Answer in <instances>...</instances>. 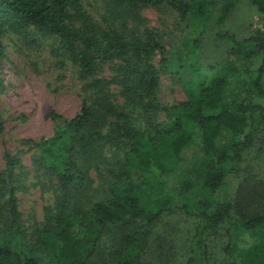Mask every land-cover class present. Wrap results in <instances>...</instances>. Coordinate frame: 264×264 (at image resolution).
I'll return each instance as SVG.
<instances>
[{
    "label": "trees",
    "instance_id": "obj_1",
    "mask_svg": "<svg viewBox=\"0 0 264 264\" xmlns=\"http://www.w3.org/2000/svg\"><path fill=\"white\" fill-rule=\"evenodd\" d=\"M120 9L141 5L168 4L180 17L189 16L192 30L189 68L199 77L196 59L198 36L202 24L210 17L212 7L219 4L217 20L222 22L233 9L231 0H109ZM262 18L261 29L245 38L227 33L218 37L231 44L230 59L211 66L207 83H199L177 106L172 133L150 129V124L134 127L115 120L111 134L94 130V108L82 103L78 112L64 122L61 130L34 145L41 148L61 191L56 229H43L36 243L45 251L39 260L35 255H22L0 242V264H87L103 234L115 226L122 231L115 256L143 236L149 225L175 203L184 213L196 218L188 240V257L182 264H209L207 241L211 231L223 226L226 241L223 251L227 264H264V196L251 190L235 210L225 192V178L238 169L242 153L252 144L259 119L264 120V0H249ZM79 0H0V32L9 30L22 39L30 38V27L55 36L64 52H71L80 69L93 71L107 60L120 61L121 92L131 105L150 97L159 80V69L166 63L163 47L155 35L125 39L117 32L95 35L78 30L67 23L70 11H78ZM248 49V50H247ZM261 52L258 64L249 70L252 53ZM158 56L156 67L151 58ZM246 65V66H244ZM95 88L100 87L93 80ZM247 86L257 101L241 100L239 89ZM121 111L117 115H123ZM105 143L125 151L124 168L116 175L114 196L109 202L99 201L86 210L70 205L74 185L80 183L77 159ZM18 162L15 154H4V170L0 172L9 224L16 227L18 211L13 187V171ZM137 171V176L132 171ZM197 181L206 195L196 200L185 198ZM154 185L158 194L146 198L143 188ZM243 232L256 235L241 244ZM125 253V255H124ZM130 259V257H127ZM122 258V264H127Z\"/></svg>",
    "mask_w": 264,
    "mask_h": 264
},
{
    "label": "rangeland",
    "instance_id": "obj_2",
    "mask_svg": "<svg viewBox=\"0 0 264 264\" xmlns=\"http://www.w3.org/2000/svg\"><path fill=\"white\" fill-rule=\"evenodd\" d=\"M233 9L222 22L217 20L219 4L212 7L210 17L202 24L198 36L196 59L199 77L189 68V48L186 46L192 30L189 16L180 17L168 4H146L118 8L109 0H79L78 11H70L67 23L88 34L117 32L125 39L152 32L166 55L159 69V80L150 97L137 104L126 101L119 84L120 61L107 60L90 72L80 69L71 52H64L59 40L48 33L30 27V38L22 39L9 30L0 32V172L4 170V154H15L18 162L13 171V187L18 211L16 227L9 224L3 203L4 188L0 181V242L22 255L32 254L39 260L45 251L37 237L43 229H56L61 191L54 173L48 167L44 152L37 145L62 129L82 103L94 108V130L112 133L115 120L134 127L150 124L151 131L171 134V124L177 106L199 83H207L210 67L230 59V42L218 37L227 33L236 39L245 38L262 27V18L249 0H231ZM248 50V49H247ZM261 52L252 53L249 70L258 64ZM158 56L151 62L158 67ZM246 66V65H244ZM93 80L100 82L95 88ZM264 88V75L261 79ZM239 89L241 100L257 101L252 91ZM124 114L117 115L120 112ZM126 153L114 144L105 143L86 156L77 159L80 183L72 187L70 205L86 210L94 203L109 202L114 196L117 173L124 168ZM133 170L132 175L137 176ZM146 198L158 194L153 184L143 188ZM251 190L264 196V120L257 122V131L250 147L241 156L238 169L225 178V192L235 210ZM206 192L197 181L187 199L196 200ZM264 204V200H263ZM196 218L184 213L175 203L161 213L139 236L125 256L113 254L121 243L122 231L115 226L99 239L87 264H182L188 257L187 243ZM256 235L243 232L240 242L246 245ZM226 241L223 226L214 228L208 238V263L227 264L223 251ZM125 255V253H124Z\"/></svg>",
    "mask_w": 264,
    "mask_h": 264
}]
</instances>
